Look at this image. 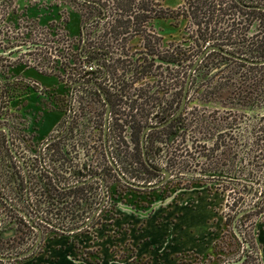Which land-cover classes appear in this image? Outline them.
<instances>
[{
  "label": "rangeland",
  "instance_id": "obj_1",
  "mask_svg": "<svg viewBox=\"0 0 264 264\" xmlns=\"http://www.w3.org/2000/svg\"><path fill=\"white\" fill-rule=\"evenodd\" d=\"M101 1L105 5L103 21H92L91 16L100 12L79 0H0V255L26 251L37 236L32 226L36 225L41 231V239L30 254L0 260V264H57L58 259H65L67 264H150L151 259L144 257L126 263L124 258L133 252V245L127 241L110 242L115 236L123 237V231L127 230L124 229L126 223L117 221L118 216L125 215L128 222L131 215L144 218L154 212L159 217L173 204L180 220L175 228H169V237L175 235V231L181 232L182 242L191 243L199 253H182L173 264H223L239 259L243 246L231 230V222L227 220L231 211L226 204L238 196L240 189L241 180L236 173L245 161L237 157L243 153L244 139L253 135L259 119H264L260 96H254L252 91L258 68L241 66L235 62L237 60L224 59L213 52L200 59L178 114L176 141L165 145L159 136H155V141L147 140L148 159L169 174L164 183L152 189L124 184L109 166L95 134L65 136L53 148V153L48 147L41 148V144L65 121L68 85L62 81L73 78L79 64L88 63L89 59L83 58L87 47L101 44L110 50H131L135 78L130 98L131 114L135 117L142 99L138 90L147 82L149 74L146 71L152 74L151 55L137 56L144 42L149 41V48L155 54L160 52L162 42L166 45L169 41L172 49L173 40H176L177 105L182 82L200 54L203 42H219L224 50L248 58L250 51L260 43L263 44L260 48H264V16L238 10L231 0H215L223 13L200 34L196 22L202 11L198 10L194 16L193 5L202 0ZM256 1L264 6V0ZM156 15L163 18L154 19ZM81 27L85 46L79 55ZM136 30L144 32L134 36L129 41L131 45L126 47L125 38ZM114 32L120 34L117 41ZM148 36L155 40H149ZM140 58H144V62ZM37 87L42 91L40 94L36 92ZM86 89L81 88L83 94L76 99L80 106L76 101L71 105L75 111L72 128L80 133L99 123L92 118L97 111V106L91 102L93 92ZM138 132L139 129L135 133L136 140ZM114 133L110 144H115L112 152L120 164L119 172L123 171L128 180L141 184L160 180L158 172L142 166V152L137 143L135 150H130L127 147L132 148V145L127 138L117 140V132ZM88 137L95 143H87L84 148L83 141L88 142ZM230 144L236 153L235 175L231 181L235 188L228 190L229 178L212 176L210 167L218 163L226 171V157L222 151ZM112 161L115 162L113 158ZM83 167L102 175L106 192V200L88 226L97 223L107 227L106 224L119 223L112 234L105 232L104 236V231L95 232L91 237L94 240L88 241L82 230L70 233L43 222L29 224L19 211L32 217L38 211L42 218L70 229L86 216L84 212L93 203L98 202L95 207H99L102 192L97 181L74 192L54 189L51 170L57 175L59 186H66L75 182L78 170ZM150 221H146L147 225ZM241 222L240 230L252 242L263 264L255 238L260 234L259 239L264 241V212L248 215ZM207 240L208 250L201 253L204 248L200 247Z\"/></svg>",
  "mask_w": 264,
  "mask_h": 264
},
{
  "label": "flooded vegetation",
  "instance_id": "obj_2",
  "mask_svg": "<svg viewBox=\"0 0 264 264\" xmlns=\"http://www.w3.org/2000/svg\"><path fill=\"white\" fill-rule=\"evenodd\" d=\"M237 1L240 4V7H242L243 9H247L248 6L252 4V2L249 0H237ZM254 1L256 2V0ZM104 13H105L104 8H100V14L98 13L97 16L94 17L96 18V20L94 21H103ZM155 17L156 18L154 19L163 18V16H157V15ZM142 22H146V21H142ZM143 32L144 31L142 30H136L134 33L132 31L129 32L128 38L127 39L125 38L126 47L131 45L129 41L131 42V39L134 36H137ZM81 33L82 36L84 37L83 29ZM114 33H115L114 34L115 41L119 40V38H117L120 36L119 32H114ZM148 38L151 41L155 40V38H151L150 36H148ZM158 40L161 41V39ZM173 41L174 43L172 49L169 48V41L167 42L166 45H164V43L162 42L160 44L161 46L160 52H157L155 54H154V50L153 49L151 50L149 48V44H148L149 41L148 43L144 42L142 44L143 50L140 53H138L137 56L143 55L148 57L149 55H151L150 61L152 62L153 65L149 64L150 67L152 66V74L151 72L146 71V73L149 74L148 79L146 80L147 82L146 84H144L141 90H138L141 93L142 99L139 108L140 111L135 115V117H133L131 114L132 105L130 98V89L132 82L135 78V76L134 77L132 76L133 64L131 62V55H130L132 53L131 50L125 49L122 52L121 49L118 50L117 48H115L114 50H110L105 46H102L101 44L94 45V52L96 56L94 61L95 80L89 84L87 83V81H82L78 84L72 85L69 88V90L67 91V100L64 109L65 121L63 125L55 129L52 132V134L41 144V148L48 147L51 149V153H53V148L57 147V144H60V142L64 140L65 136L74 137L77 134L79 135L82 134V135H88L90 137L93 134H95L97 136L95 137V139L97 140V142H99L102 145L105 158L108 162V159L106 157V152L104 149V141H103V128H104L105 115H106L105 147L107 149L110 158L112 157L110 154L112 149L111 146L109 145V142L112 132L114 133V131L117 132V134L115 135V138H117V140H119L121 137L125 139L127 138V141L132 145V148L131 146L127 148L130 150L132 149L135 150L136 143L133 140L132 135L135 134L139 129L138 147H139V151L141 152H142V147L144 148V152L145 150H147V143H148L147 140L151 139L152 141H155V136H159L158 138L161 139L162 144L165 145L167 143L169 144L171 142H175L176 141V42H175L176 40ZM144 46H146V48ZM147 52L149 53L147 54ZM143 59L144 58H140V61L144 62ZM146 68H148V66H146ZM170 71H172V79L170 78ZM76 87L85 88V89L89 88V90H92L94 98L92 99L91 102L94 103L95 106H97V111L95 112L92 118H94L95 120L98 119L97 122L99 123L98 124L95 123L93 128L86 129L82 131V133L72 128L73 126L72 117L75 112L74 109H72L71 107V105L73 104L72 92ZM82 94L83 93L81 92V95ZM81 104L83 105L82 102ZM78 106H80V104ZM78 110L79 109H77V112ZM142 132H144L143 140H142L143 144L140 143ZM124 133H127V136H124ZM89 137L87 139L88 142L83 141L84 148H85V144L87 143L88 144L95 143V140L90 141ZM86 147L92 148L90 146H86ZM85 150L88 151L87 149ZM156 169H160V168L156 167ZM121 174L124 178H126L123 173ZM158 174H160L159 178L160 180H162L164 178V175L159 172ZM50 177L53 180L54 185L57 186L58 185L57 175L54 172H51ZM168 177L169 174L167 178L164 180V182L168 179ZM160 180H158L157 182H159ZM93 181L95 182L97 181V183L99 184V187L102 192V199H101V203L99 204L98 210L95 212L94 216L85 226H88V224L96 217L100 206L106 200V192L104 190V179L102 175L100 173L92 172L87 167H83L78 170L77 179L75 180V182L60 187L61 190H67L69 188H74L77 186L88 185ZM95 209H97V207L94 208V210ZM40 215H41L40 212L35 211L34 216L33 217L29 216V218L33 219L34 222L36 221L41 222L39 219H36V216H40ZM90 215L87 217V219L90 217ZM86 220H84L83 222H85ZM34 227L38 228L36 225H34Z\"/></svg>",
  "mask_w": 264,
  "mask_h": 264
},
{
  "label": "trees",
  "instance_id": "obj_3",
  "mask_svg": "<svg viewBox=\"0 0 264 264\" xmlns=\"http://www.w3.org/2000/svg\"><path fill=\"white\" fill-rule=\"evenodd\" d=\"M79 1H81L82 3H85L89 6L95 7L98 10V12H100V8H104V6H105L101 0H79ZM231 1H232L233 5L238 8V10L247 11L248 13H256L257 12V13L264 16V10L255 9L253 7L243 9L242 7H240V4L237 2V0H231ZM149 2L150 1L148 0L147 3H149ZM251 2H252V4L250 6H261V5L257 4L258 1L256 3H254V1L252 0ZM188 6H190V3ZM261 7H264V6H261ZM198 10H201L202 11L201 15H204L202 17L200 15V20L196 22L197 30L198 31L201 30V32H202L200 34H204L209 23L211 21H216L218 15H222V13H223V12H221L220 4L216 3L215 0H214V2H213V0L212 1L211 0H202V2L199 1L198 3L196 1V5H193V15L194 16H197L196 12ZM95 16H97V14H93V16H91L92 21L96 20V18H94ZM205 41H209V40H205ZM211 44H214V45L216 44L219 47H220V45H222L216 41L211 42ZM261 45L263 46V44L260 43L259 45H257L255 48H253L250 51L251 54L248 55V58H250V60L264 58V48H260ZM83 46H85V44ZM93 50H94V46H90L88 49L86 48L85 59H89V61L93 59V56H92V53L94 52ZM210 52H213L214 54L219 55V56L223 57L224 59L232 60V59H230V57L228 58L227 56H224L217 51H209L204 56H206ZM80 54H81V51H80L79 55ZM177 61H178V59L176 58V62ZM232 61H234V60H232ZM235 62L239 63V65H241V66L259 69L258 76H257V78L254 79L255 83L253 85L252 91H253L254 96H256V95L260 96L262 105L264 106V64L257 66V65L246 64V63L241 62V61H235ZM191 76H192V73H191ZM191 76H190V79H191ZM184 81L182 82L183 84H184ZM182 86L183 85H181L179 97L181 95L180 93L182 92ZM178 105H179V100L177 102L176 109H177ZM178 118L179 117L176 116V121L178 120ZM132 136H133V140L135 141V143H137V147H138V137L136 140L135 134H133ZM249 137H246L244 139L243 153L242 154L240 153L237 157V159L239 161H241V160L245 161V164H244V166H241V168H239L237 173H236V174H238L237 175L238 179L241 180V182H239L240 189L237 190L238 196L235 199L232 198L233 200L230 199L229 202H227V204H226L227 207L231 211V215H227V220L229 222H231L230 227L232 230V221H233L234 216L242 210H247L244 214H242L241 216L238 217V219L235 221V224H234L236 231L240 234V236L242 238V242H240L238 240L243 246L242 255H244V258L240 264H244V263L245 264L246 263H248V264H261L258 252L254 249L252 242L249 241L245 237V235L242 233V231L240 230V226L242 223L241 222L242 219L246 218L248 215H256L257 216V215L261 214L262 212H264V119H262V118L259 119L257 126H255V128L253 129V135H251ZM222 152H225L226 165H227L226 171L224 172L223 168L218 166V163H214V165L212 167H210V173L212 176H214V175H221V176L225 175V176H227L229 178V181H230L228 183V185H229L228 190H230V189L235 188V186L233 185V183L231 181H233L232 178H234L233 175H235L234 174L235 170H234L233 161H235V159H236V153L234 151V147L232 144L227 146L226 150H223ZM110 154H111L112 158L115 159L114 161H116V162H114V163L117 165L118 161H117L116 157L113 156V152L111 151ZM145 161L147 162V164L145 163ZM222 163L224 164V162H222ZM141 164L143 167L147 166V168H149L151 170V172H157L156 171L157 166H155V164H153L148 159L147 150H145V159L143 158L142 153H141ZM223 164H222V166H223ZM117 167H119V169L121 168L120 166H117ZM51 171L54 172L53 170H51ZM120 171H121V169H120ZM122 173H123V171H122ZM83 186H86V185L77 186L74 188H69L67 190H61V188H60L61 186L54 185V189L60 190L62 192H74V191L80 190L81 187H83ZM97 203L98 202L93 203L92 207L89 208L88 211L84 212V215H86V216L85 217L82 216V220L76 222V224H74L73 226L71 225V226L75 227V226L79 225L80 223H82L85 220V218H87L90 215V212L94 209V207L96 206ZM79 230H81V229H79Z\"/></svg>",
  "mask_w": 264,
  "mask_h": 264
},
{
  "label": "crops",
  "instance_id": "obj_4",
  "mask_svg": "<svg viewBox=\"0 0 264 264\" xmlns=\"http://www.w3.org/2000/svg\"><path fill=\"white\" fill-rule=\"evenodd\" d=\"M174 206V204L172 205V207L170 206V210H167L164 214H159L160 221L158 220V214H154V212L149 215H145L144 218H139L138 216L131 215L132 218L129 222L125 215L118 216L119 219H117V221L121 224L126 223L127 226L124 229L127 230L122 229L124 230L122 233L123 237L120 235L115 236L113 240H110V242L116 243L117 241H127L128 243L133 245V252L130 254H126L124 258V261H126V263H130L131 259L133 258L138 259L144 257L151 259L150 264H173L179 259L182 253L192 252L193 254H199L197 253V247H194L193 245H191V243L188 244L187 242H182V238L184 237L181 232L175 231V235H171V237H169V228H175L176 224H178V220H180L179 214L176 213V209L174 210ZM148 220H151L149 222L150 225H147L148 222L146 221ZM115 223L116 224H106L107 227H105V225L98 226V224L96 223V225L94 224L93 226H85L84 228H81V230L84 231L83 236L88 237V241H92L94 239L91 240V237L94 236L93 233L95 232L104 231V236L105 232H109V234H112L111 231L113 232L114 227L119 225V223ZM155 226L158 227L154 228ZM187 226L190 227L189 225ZM81 230H77L74 232H81ZM109 236L111 237V235ZM259 236L260 234H258L255 239L257 246L262 253L264 264V241L262 242L259 239ZM194 240L196 241V239ZM88 244L90 243L88 242ZM202 245L203 246L200 248H204V251L201 253H204L208 250V240L207 242L202 243ZM52 251L55 252V250ZM61 252H65V250ZM67 262L68 261H66L65 259H58L56 263L67 264Z\"/></svg>",
  "mask_w": 264,
  "mask_h": 264
},
{
  "label": "water",
  "instance_id": "obj_5",
  "mask_svg": "<svg viewBox=\"0 0 264 264\" xmlns=\"http://www.w3.org/2000/svg\"><path fill=\"white\" fill-rule=\"evenodd\" d=\"M249 7H253L255 9L264 10V7H261V6H248V8ZM81 32H82V27H81ZM209 51H217V52H219L220 54H222L224 56L230 57V58H232L234 60L241 61V62H244L246 64H250V65H261V64H264V58L258 59V60H250L248 58H244L242 56L236 55V54H234V53H232L230 51L224 50V49H222L221 47H219L217 45H209V46H207L195 58V60L193 61V63L191 64L190 68L187 71V74H186V77H185V81H184V84H183V87H182V92H181V97H180L179 105H178V107L176 109V116H178V114H180V112H181V110H182V108L184 106L185 99H186V93H187V89H188V84H189V81H190L191 73L193 72L195 66L200 61V59L207 52H209ZM3 130H5V132L7 133V129L5 127H3ZM105 133H106V115H105V118H104V128H103V141H104V149H105V152H106V157L108 159V163L110 164V166L112 167V169L114 170V172L116 173V175L118 176V178L124 184L129 185V186H132L134 188H138V189H152V188L157 187L158 185H160V184H162L164 182V180L168 176V171L166 169H164V168H160V169H157L156 170L157 172L162 173L164 175V178L162 180H160L159 182L154 183V184H141V183H136V182L129 181L126 178H124L122 176V174L119 172V170L116 168L114 162L112 161V159L110 158V156H109V154L107 152V149L105 147ZM143 133L144 132H142L141 139H140V143L141 144H143V141H142L143 140ZM142 156L145 159V154H144V148L143 147H142ZM145 163L147 164L146 161H145ZM97 210H98V207H97V209H95L92 212V214L90 215V217L85 222H83L82 224H80V225H78L76 227L70 228V229H64V228H61L59 226H56V225L52 224L50 221H47L44 218H41L40 216H36V219H39L41 222H43L47 226L53 227L56 230H59V231H62V232H74V231H77V230L81 229L82 227H84L90 221V219L94 216V214H95V212ZM246 211L247 210H242V211L238 212L234 216L233 221H232V232H233V234L236 236V238L240 242H242V238H241L240 234L236 231V228L234 227V224H235V221L238 219V217L241 216L242 214H244ZM19 212L23 215V217L26 219V221L29 224L32 223L33 220L30 219L29 216L24 211H19ZM32 227L35 228L36 231H37V236H36V239H35L34 243L32 244V246H30L26 251L21 252V253L16 254V255H10V256L0 255V260H5L6 261V260L18 259V258H21V257H24V256L30 254L34 250V248L37 246V244L39 243V241L41 239V231H40L39 228H36L34 226H32ZM243 258H244V255H242L237 260L228 261V262H225L223 264H238V263H240L243 260Z\"/></svg>",
  "mask_w": 264,
  "mask_h": 264
},
{
  "label": "built area",
  "instance_id": "obj_6",
  "mask_svg": "<svg viewBox=\"0 0 264 264\" xmlns=\"http://www.w3.org/2000/svg\"><path fill=\"white\" fill-rule=\"evenodd\" d=\"M254 1V0H253ZM257 2V1H256ZM255 1H254V3H256ZM261 3L262 2H257V4L258 5H261ZM85 37V36H84ZM83 36H82V45L80 46V48H79V52L78 53H80V50H81V48H82V46H83V43L85 44V38H84ZM83 38H84V40H83ZM84 41V42H83ZM209 45H214V44H211V42L210 41H205L203 44H202V46H201V49L203 50L204 48H206L207 46H209ZM106 47V46H105ZM89 47H87V49H88ZM107 48V47H106ZM201 50V51H202ZM94 51V50H93ZM85 56H86V54H83V58H85ZM92 56H93V59L92 60H90V61H88V63L87 64H85L84 62H82L81 63V65L79 64L78 65V68H77V73L75 74V76L73 77V78H71L69 81H62L64 84H67L68 85V90H69V88L72 86V85H75V84H78V83H80V82H82V81H87V83L89 84V83H92L94 80H95V76H94V70H95V64H94V61H95V52H93L92 53ZM81 58V57H80ZM81 60H83V59H81ZM80 87H76V88H74V90H73V92H72V97H73V100H72V102L73 103H75V101H76V99L77 98H79V96H81V91H80ZM36 92L38 93V94H40L42 91H41V89H40V87H37V89H36ZM76 103H78L77 101H76ZM109 145L111 146V149L113 150V146L115 145V144H113V143H111L110 144V142H109ZM117 148V147H116ZM115 148V149H116ZM115 157V156H114ZM115 160V159H114ZM116 162V161H115ZM153 163V162H152ZM116 166H120V164L119 163H117V165ZM129 181H132V182H134L132 179H130ZM58 185H61V184H59L58 183ZM96 208V207H95ZM94 211V209L92 210V212ZM91 212V213H92ZM86 219V218H85Z\"/></svg>",
  "mask_w": 264,
  "mask_h": 264
}]
</instances>
